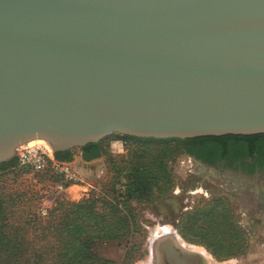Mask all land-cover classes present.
Wrapping results in <instances>:
<instances>
[{
  "label": "water",
  "instance_id": "obj_1",
  "mask_svg": "<svg viewBox=\"0 0 264 264\" xmlns=\"http://www.w3.org/2000/svg\"><path fill=\"white\" fill-rule=\"evenodd\" d=\"M114 133H264V0H0V164Z\"/></svg>",
  "mask_w": 264,
  "mask_h": 264
},
{
  "label": "rangeland",
  "instance_id": "obj_2",
  "mask_svg": "<svg viewBox=\"0 0 264 264\" xmlns=\"http://www.w3.org/2000/svg\"><path fill=\"white\" fill-rule=\"evenodd\" d=\"M122 136H106L112 139L104 146ZM75 148L67 163L79 179L63 192L55 177L61 175L51 168L45 173L27 166L0 171L5 193L13 189L19 195L13 196V220L34 222L43 207H53L59 198L79 202L103 192L117 205L106 209L114 236L92 245L100 264H152L147 256L160 233L213 264H264V172H248L240 160L231 171L236 161L215 164L188 153L179 141L127 144L119 155L105 148L92 160ZM54 157L58 160L55 152ZM143 160H158L160 167L150 163L139 168ZM129 177L141 178L145 187L119 196ZM28 226L33 236L40 224ZM237 242L240 247L227 249Z\"/></svg>",
  "mask_w": 264,
  "mask_h": 264
},
{
  "label": "trees",
  "instance_id": "obj_3",
  "mask_svg": "<svg viewBox=\"0 0 264 264\" xmlns=\"http://www.w3.org/2000/svg\"><path fill=\"white\" fill-rule=\"evenodd\" d=\"M121 138H124L130 146L135 143L156 145L158 142L179 141L188 153L215 164L222 159L230 163L240 160L249 171H254L257 166L264 167V133L199 136L185 139L132 135ZM111 139L105 137L77 149L86 160H92L99 157L105 148H109L110 142L106 146L104 142ZM75 149L57 151L55 156L60 161L71 162ZM157 161L143 160L139 168H148L150 163L160 167ZM8 168H21L16 157L0 164V171ZM45 172L47 170L42 173ZM57 176H55L56 180L59 184H63L64 188L74 184L66 181L62 176ZM144 187L145 184L141 178L129 177L128 182L118 191V194L132 196L138 189ZM0 189V264H100L92 251V245L101 239H111L114 236L111 228L113 222L107 219L106 209L108 207L113 209L117 205L105 193L94 194L90 199L79 202H70L65 197L59 198L53 207H47L46 214L40 211V216L33 219L34 222L30 220L21 223L13 220L12 214V208L15 206L13 196L19 195L15 194L13 189L6 194L3 185ZM60 191L63 192V190ZM33 223H38L40 226L35 227V234L31 236L32 228L28 225ZM240 246L238 242L226 245L229 250Z\"/></svg>",
  "mask_w": 264,
  "mask_h": 264
},
{
  "label": "built area",
  "instance_id": "obj_4",
  "mask_svg": "<svg viewBox=\"0 0 264 264\" xmlns=\"http://www.w3.org/2000/svg\"><path fill=\"white\" fill-rule=\"evenodd\" d=\"M127 141L122 138L114 139L110 142L109 148L114 154H123L126 150ZM16 157L20 166L30 167L36 172H44L51 168L56 173L60 174L66 181L76 183L78 181L77 173L69 167L67 162L58 161L54 157V152L49 151L44 146L20 147L16 149ZM58 188L65 190L63 184L58 185ZM42 213H47V207L42 208Z\"/></svg>",
  "mask_w": 264,
  "mask_h": 264
},
{
  "label": "flooded vegetation",
  "instance_id": "obj_5",
  "mask_svg": "<svg viewBox=\"0 0 264 264\" xmlns=\"http://www.w3.org/2000/svg\"><path fill=\"white\" fill-rule=\"evenodd\" d=\"M226 163V160H222ZM230 167L229 170L234 169L237 166ZM218 169V168H217ZM255 171L264 172V167L257 166ZM250 172V171H248ZM158 238H160L158 240ZM171 236L160 235L153 240V251L147 256V263L150 260L152 264H213L205 257L198 255L193 250L187 249L186 247L178 244Z\"/></svg>",
  "mask_w": 264,
  "mask_h": 264
},
{
  "label": "bare ground",
  "instance_id": "obj_6",
  "mask_svg": "<svg viewBox=\"0 0 264 264\" xmlns=\"http://www.w3.org/2000/svg\"><path fill=\"white\" fill-rule=\"evenodd\" d=\"M36 145H39V146L44 145V146H46V148H47L49 151H52V146H51V144H50L47 140H45V139H43V138H35V139H32V140H29V141H27V142L21 144L20 147H31V146H36ZM169 229H170V228H169ZM166 232L169 233V232H171V230L168 231V229H167ZM163 234H164V233H163Z\"/></svg>",
  "mask_w": 264,
  "mask_h": 264
},
{
  "label": "crops",
  "instance_id": "obj_7",
  "mask_svg": "<svg viewBox=\"0 0 264 264\" xmlns=\"http://www.w3.org/2000/svg\"><path fill=\"white\" fill-rule=\"evenodd\" d=\"M81 157H83L82 153H81ZM83 159H85V158L83 157ZM85 160H86V159H85Z\"/></svg>",
  "mask_w": 264,
  "mask_h": 264
}]
</instances>
